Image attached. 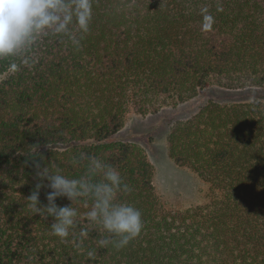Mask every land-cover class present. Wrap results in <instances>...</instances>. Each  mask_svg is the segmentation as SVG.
I'll use <instances>...</instances> for the list:
<instances>
[{"label": "trees", "instance_id": "16d2710c", "mask_svg": "<svg viewBox=\"0 0 264 264\" xmlns=\"http://www.w3.org/2000/svg\"><path fill=\"white\" fill-rule=\"evenodd\" d=\"M89 5L88 31L72 25L79 48L48 35L0 58V264H264V104L209 101L172 128L169 156L210 184L208 200L184 210L165 206L146 149L120 135L131 110L156 113L214 84L263 85L264 0ZM82 152L116 167L132 189L121 198L142 212V233L119 250L100 246L107 234L84 215L91 200L74 202L64 242L54 218L27 206L38 183L43 204L50 191L37 161L78 178Z\"/></svg>", "mask_w": 264, "mask_h": 264}, {"label": "clouds", "instance_id": "9594fccd", "mask_svg": "<svg viewBox=\"0 0 264 264\" xmlns=\"http://www.w3.org/2000/svg\"><path fill=\"white\" fill-rule=\"evenodd\" d=\"M86 3L87 0H0V58L23 57L48 35L67 36L79 48L81 41L72 34V25H78L82 33L88 31L91 9L89 5L88 11L84 10ZM71 162L82 167L84 174L78 178L60 172L53 174L47 163L37 161V175L48 181L46 187L50 191L45 193L47 204H43L40 190L45 185L38 183L26 198L27 206L35 215L54 218L52 232L64 242L76 225L78 212L74 202L81 198L91 200L84 215L107 234L100 246L111 244L117 250L126 247L144 228L141 210L121 198L122 193L132 191L131 186L116 167L96 155L82 152ZM58 198H66L70 203L60 205ZM80 235L86 238L87 230L82 229ZM82 245L83 239L77 247ZM87 254L90 259L95 257L91 250Z\"/></svg>", "mask_w": 264, "mask_h": 264}, {"label": "rangeland", "instance_id": "374dc122", "mask_svg": "<svg viewBox=\"0 0 264 264\" xmlns=\"http://www.w3.org/2000/svg\"><path fill=\"white\" fill-rule=\"evenodd\" d=\"M229 89L216 84L200 90L196 97L178 105H168L156 113L140 114L131 110L120 135L144 147L154 165V183L168 209L184 210L208 200L210 184L195 170L177 164L168 154V137L176 123L190 119L209 101L223 104L262 103L264 84Z\"/></svg>", "mask_w": 264, "mask_h": 264}]
</instances>
